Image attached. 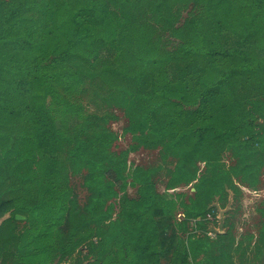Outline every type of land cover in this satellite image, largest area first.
<instances>
[{"label": "trees", "instance_id": "obj_1", "mask_svg": "<svg viewBox=\"0 0 264 264\" xmlns=\"http://www.w3.org/2000/svg\"><path fill=\"white\" fill-rule=\"evenodd\" d=\"M203 1L205 11L183 27H176L177 0L152 2L164 29L183 39L181 62H174L175 53L162 57L164 76L149 69L157 43L145 39L127 50L118 42L122 30L139 32V0H80L59 22L52 44L37 45L32 31L10 40L35 51L18 59L0 53V70L29 79L57 77L46 71L54 63L110 60L108 103L123 111L124 131L136 144L113 152L117 134L107 118L74 112L77 127L44 120L0 78V264H60L87 239L97 258L119 264H234L226 233L217 230L212 238L207 232L217 222L212 203L224 204L229 191L257 190L264 172V58L256 56L264 41V0H252L261 9L258 19H248L243 0ZM17 9L0 18L3 28L14 24L9 18ZM231 18L241 32L239 48L225 49L221 35ZM224 58L240 59L221 66ZM139 148L158 149L164 165L132 163L129 154ZM162 169L164 192L154 178ZM71 175H82L88 192L83 205L72 195ZM129 186L136 195H129ZM182 186L194 190L178 192ZM7 191L30 197L18 203L3 196ZM259 211L258 254L264 253V207ZM18 213L25 217L16 219ZM10 257L16 262L8 263Z\"/></svg>", "mask_w": 264, "mask_h": 264}, {"label": "rangeland", "instance_id": "obj_2", "mask_svg": "<svg viewBox=\"0 0 264 264\" xmlns=\"http://www.w3.org/2000/svg\"><path fill=\"white\" fill-rule=\"evenodd\" d=\"M80 0H0V18L6 15L12 7H17L14 15L9 18V22L14 21L6 27H2L0 21V39L5 36L4 41L0 42V53L9 59L23 58L30 56L35 49L30 47L27 52L20 45L21 42H10L18 36L20 32L32 31L37 38L36 44H52L59 35L56 29L59 22L64 21L69 12L77 5ZM159 0H139V19L137 29L138 33H128L122 30L118 35V42L127 50H133L139 47V41L148 39L150 42L157 43V55L155 61L151 63L152 70H159L164 74L165 52L175 53L174 62H181L183 56L179 54L182 44V37L176 33L164 29V21L158 19V15L152 10V2ZM243 4L248 7V19L254 17L258 19L261 9H254L252 0H243ZM179 8V18L176 27H183L186 20L194 15L204 12L206 9L203 0H177L174 6ZM254 9V10H253ZM18 20V22H17ZM230 23L225 25V30L221 35V42L225 49L239 48L236 43L240 29L235 24L233 19L228 20ZM17 22V23H16ZM61 43L64 40L60 39ZM8 43V44H7ZM4 44V45H3ZM261 48H257L256 56L260 60L264 58V41H261ZM241 49H245L241 46ZM240 58H224L221 66H232ZM89 60V58H88ZM87 60V61H88ZM110 60L100 58L91 63L84 64L82 59L67 62L63 65L54 63L48 67V73H57V77H51L47 81H39L38 79H29L22 76L20 72H9L0 70V78L10 81L9 83L15 87L19 94L17 100L25 99L30 105L35 107L42 119H53L59 125L69 127H77L79 123L72 125L73 120L80 118L79 116L90 115L92 118L98 116L107 118L106 126L110 127L117 134L111 150L113 152H121L124 149L136 144L131 135L125 133L124 128L127 126V118L123 111L115 108L108 103V96L111 86V81L106 76V65L110 64ZM118 63H113L112 67L117 68ZM134 69L140 70L141 67L134 66ZM67 72L68 75L62 76ZM72 72H77L73 75ZM259 73L264 75V68L259 69ZM76 76H78L76 78ZM118 77L116 82L118 86L121 83ZM76 112L78 115L74 114ZM27 122H22L17 126H22ZM228 160V158H224ZM129 160L143 167H153L159 164L164 165L160 158L158 149H143L139 148L129 154ZM202 167V164L200 165ZM263 173V174H262ZM257 184V190L242 188L239 195L235 196L231 191L227 201L222 204L215 200L212 203L214 215L217 222L210 223L209 230H221L226 233L225 243L230 242L228 252L234 264H261L260 257L262 256L264 264V253H257L256 243L259 241V232L262 226L263 217L260 214V209L264 207V172L262 171ZM157 189L164 192L165 183L167 180L164 169L160 170L155 175ZM70 185L72 195L80 205L85 204L88 192L82 184V175H71ZM178 192H184L190 195L194 188L182 186L177 189ZM128 193L131 196L136 195L135 188L128 187ZM4 197H14L18 203L21 199H26L28 196L23 191H18L17 194L5 192ZM24 218L22 213H18ZM9 216L7 213L4 217ZM3 217V218H4ZM253 236L249 238V236ZM217 241V240H216ZM89 239L76 249L69 257L65 258L60 264H119L117 260H106L97 258V248L93 247L90 250L88 246ZM91 244V243H90ZM237 244L240 247L237 248ZM16 262L13 257L8 259V263ZM164 262V260H163ZM227 264V262H225Z\"/></svg>", "mask_w": 264, "mask_h": 264}, {"label": "built area", "instance_id": "obj_3", "mask_svg": "<svg viewBox=\"0 0 264 264\" xmlns=\"http://www.w3.org/2000/svg\"><path fill=\"white\" fill-rule=\"evenodd\" d=\"M255 191V190H254ZM208 217L210 218V216L208 215ZM178 218H181V214H178ZM207 235H209L210 237L214 238L216 236V231H208Z\"/></svg>", "mask_w": 264, "mask_h": 264}, {"label": "water", "instance_id": "obj_4", "mask_svg": "<svg viewBox=\"0 0 264 264\" xmlns=\"http://www.w3.org/2000/svg\"><path fill=\"white\" fill-rule=\"evenodd\" d=\"M15 217H16V219H21L22 218V216L19 215V214H16Z\"/></svg>", "mask_w": 264, "mask_h": 264}]
</instances>
